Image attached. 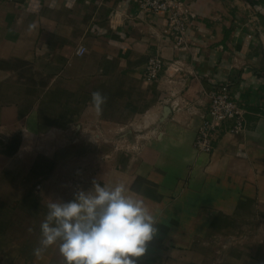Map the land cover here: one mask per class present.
<instances>
[{"label":"crops","instance_id":"obj_1","mask_svg":"<svg viewBox=\"0 0 264 264\" xmlns=\"http://www.w3.org/2000/svg\"><path fill=\"white\" fill-rule=\"evenodd\" d=\"M183 1L195 18L180 49L167 17L143 14L139 0H0L6 258L63 264L58 245L33 255L46 205L95 181L123 184L156 216L158 232L140 258L264 264V0ZM151 56L166 67L146 81ZM225 83L247 110L246 130L232 134L226 124L213 152H199L202 115ZM94 91L107 97L100 113ZM39 136L42 144L23 143ZM17 147L28 152H8ZM18 212L32 219L24 244L7 235Z\"/></svg>","mask_w":264,"mask_h":264},{"label":"clouds","instance_id":"obj_2","mask_svg":"<svg viewBox=\"0 0 264 264\" xmlns=\"http://www.w3.org/2000/svg\"><path fill=\"white\" fill-rule=\"evenodd\" d=\"M106 102L101 92L91 93L97 113ZM93 183L91 191L80 190L71 201L49 200L34 256L54 245L63 264H137L144 256L158 232L157 218L145 200L123 184Z\"/></svg>","mask_w":264,"mask_h":264},{"label":"built area","instance_id":"obj_3","mask_svg":"<svg viewBox=\"0 0 264 264\" xmlns=\"http://www.w3.org/2000/svg\"><path fill=\"white\" fill-rule=\"evenodd\" d=\"M143 14H159L167 17L169 28L177 48H186L187 31L195 15L183 0H139ZM84 49L79 50L83 53ZM166 62L159 56H151L144 68L146 81H155L164 71ZM247 110L231 94L230 84H220L211 92L207 111L202 115L194 147L202 153H212L214 137L229 124V132L241 134L246 130ZM40 188V187H39Z\"/></svg>","mask_w":264,"mask_h":264},{"label":"rangeland","instance_id":"obj_4","mask_svg":"<svg viewBox=\"0 0 264 264\" xmlns=\"http://www.w3.org/2000/svg\"><path fill=\"white\" fill-rule=\"evenodd\" d=\"M9 138H10L9 136H6V137L1 136L0 137V153L1 154H3V151L6 150L7 146H9V141H8ZM44 139H45V137L43 138L42 136H39V137H37L36 141H35V139H33V140L29 139L28 141L25 140V142H23V143L25 145L28 144L32 148L33 144L34 145L36 144V146H37V144H42ZM34 141H35V143H34ZM35 148H36V150H41V148H37V147H35ZM54 150L55 149H53V151ZM91 150H93L92 147H90L89 151H91ZM121 151H125V149H121ZM8 152L12 153L11 155H13V156L17 155V158H18L19 156H22L24 154V152H28V150L26 148L22 149L21 147L20 148L17 147V149L15 150V153H13V151L11 152L10 150H8ZM5 166L7 167V164H1V161H0V172H4L3 168ZM88 166H90V165H88ZM23 168L27 172V166L23 167ZM77 169L73 172V175H76L75 172H77V174H78ZM73 175H72V177H73ZM68 183H70L71 185H74L75 182L72 179V181L68 182ZM37 185L39 186V184H37ZM15 205L17 206V204H15ZM12 220H13V222L11 221L12 223H8L10 225V227H9V229L7 231V235H9V237H10L9 239L12 242H18L20 244H24V242H22V241H25L26 238H27V236H26L27 233L29 234V230L31 228L32 219L27 213L18 212L17 214H15L13 216ZM9 246L3 244L2 239L0 238V264H29L28 261H26V260L24 261V259L21 260L20 262L19 261L15 262V260L11 261L10 259L6 258L8 256V254H9L7 252V250L11 251V248ZM166 256H168V257L173 259V257L171 255H165L164 257L166 258ZM219 257H220V255L217 252V255L214 258L218 259ZM149 258H151V257H149ZM4 259H6V260H4ZM146 259H148V258L146 257ZM156 262H157V264H160V262H161V264H163L162 261H161V258H159L158 261L157 260L156 261L145 260L144 258H138L137 259V264H156ZM198 263H201V262L197 261V264ZM216 263H219V262H216Z\"/></svg>","mask_w":264,"mask_h":264}]
</instances>
